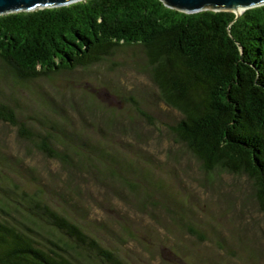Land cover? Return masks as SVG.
<instances>
[{
	"label": "trees",
	"instance_id": "1",
	"mask_svg": "<svg viewBox=\"0 0 264 264\" xmlns=\"http://www.w3.org/2000/svg\"><path fill=\"white\" fill-rule=\"evenodd\" d=\"M124 46L141 48L159 99L179 112L168 126L173 137L204 172L245 176L264 213V4L237 17L182 12L161 0H79L0 14V65L17 82L107 62ZM19 111L0 99V121L36 151L76 177L115 175L101 140L36 128ZM135 111L149 117L139 105ZM0 189L9 193L0 198V264H131L75 216L76 196L64 185L48 195Z\"/></svg>",
	"mask_w": 264,
	"mask_h": 264
},
{
	"label": "rangeland",
	"instance_id": "2",
	"mask_svg": "<svg viewBox=\"0 0 264 264\" xmlns=\"http://www.w3.org/2000/svg\"><path fill=\"white\" fill-rule=\"evenodd\" d=\"M150 74L139 46L26 82L0 65V99L18 108L25 123L101 140L115 172L104 181L76 177L0 121V185L47 195V188L64 185L76 196L75 216L131 264H264V213L251 182L201 169L169 132L180 114L159 99ZM136 105L149 117L137 115ZM7 195L0 189V198Z\"/></svg>",
	"mask_w": 264,
	"mask_h": 264
},
{
	"label": "water",
	"instance_id": "3",
	"mask_svg": "<svg viewBox=\"0 0 264 264\" xmlns=\"http://www.w3.org/2000/svg\"><path fill=\"white\" fill-rule=\"evenodd\" d=\"M75 1L79 0H0V14L61 6ZM161 2L182 12L223 9L233 12L236 17L248 8L264 4V0H161Z\"/></svg>",
	"mask_w": 264,
	"mask_h": 264
}]
</instances>
